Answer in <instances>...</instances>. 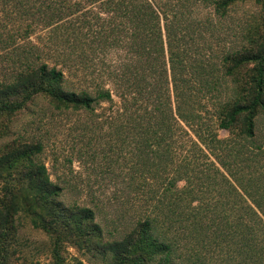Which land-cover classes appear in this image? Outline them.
Listing matches in <instances>:
<instances>
[{
	"label": "trees",
	"instance_id": "obj_1",
	"mask_svg": "<svg viewBox=\"0 0 264 264\" xmlns=\"http://www.w3.org/2000/svg\"><path fill=\"white\" fill-rule=\"evenodd\" d=\"M7 1L20 13L7 20L26 30L56 23L75 59L89 47L102 62L90 80V67L66 63L30 64L0 79V118L39 97L95 115L103 102L115 104L110 132L132 156L125 187L143 191L144 203L131 231L104 240L93 209L60 199L43 142L15 140L0 151V264L21 216L51 240L47 264H84L66 257L68 242L94 246L113 264H264V0H255L260 18L243 21L229 44L222 19L245 0ZM202 8L214 16H194ZM120 48L126 60L108 62Z\"/></svg>",
	"mask_w": 264,
	"mask_h": 264
},
{
	"label": "rangeland",
	"instance_id": "obj_2",
	"mask_svg": "<svg viewBox=\"0 0 264 264\" xmlns=\"http://www.w3.org/2000/svg\"><path fill=\"white\" fill-rule=\"evenodd\" d=\"M7 2L0 0V79L10 80L25 66L42 63L58 67L66 63L69 70L86 66L90 67L87 68L88 79L94 76L89 72L99 68L102 62L101 57L96 55L98 51L85 47L86 58H82L83 61L81 58L75 59L77 54L72 53L75 48H68L62 35L52 30L56 23L45 26L37 21L26 30L25 22L7 20L20 15L12 9V2ZM39 3L36 2V5ZM260 13V6L255 0L233 5L222 19L224 44L237 39L235 31L239 30L243 21L259 19ZM194 16L212 18L214 11L202 8ZM31 17L28 14L24 19L31 20ZM76 50L79 53L82 51L81 48ZM70 52L71 59H64V54ZM112 52L107 56L108 62L115 58L117 62L126 60L127 48ZM79 77L75 78L76 82ZM115 100L117 103L118 98L115 97ZM116 107L115 104L103 102L95 111L98 115L87 111H63L56 109L47 99L39 97L12 119L0 118V151L15 140H41L44 144L42 158L51 179L62 189L60 199L69 209L74 205L93 209L94 222L102 226L104 240L120 239L131 231L144 203L143 191H129L125 187L132 175V156L129 154L130 149L119 143L116 135L110 132L108 116ZM208 109L209 112L213 111L211 105ZM101 121L103 125L99 126L98 122ZM220 135L226 137L228 132L220 130ZM136 175L133 174L134 177ZM136 178L137 182L143 180L139 176ZM51 248L48 235L34 228L28 218L21 216L18 220L17 240L8 247V260L4 264H47L52 260ZM65 249L69 260L78 258L84 264H113L110 255L94 246L90 249L68 242Z\"/></svg>",
	"mask_w": 264,
	"mask_h": 264
}]
</instances>
